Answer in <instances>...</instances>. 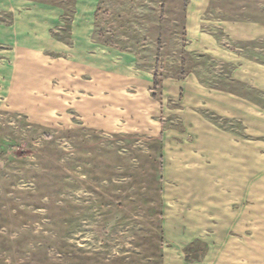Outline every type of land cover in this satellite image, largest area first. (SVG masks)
<instances>
[{"label": "rangeland", "instance_id": "374dc122", "mask_svg": "<svg viewBox=\"0 0 264 264\" xmlns=\"http://www.w3.org/2000/svg\"><path fill=\"white\" fill-rule=\"evenodd\" d=\"M0 264H264V0H0Z\"/></svg>", "mask_w": 264, "mask_h": 264}]
</instances>
